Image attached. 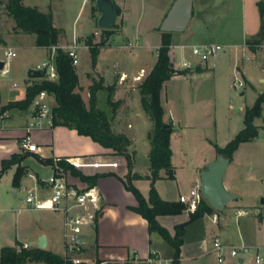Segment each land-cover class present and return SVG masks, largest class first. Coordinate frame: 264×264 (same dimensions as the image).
Listing matches in <instances>:
<instances>
[{"label": "crops", "instance_id": "0c3cea01", "mask_svg": "<svg viewBox=\"0 0 264 264\" xmlns=\"http://www.w3.org/2000/svg\"><path fill=\"white\" fill-rule=\"evenodd\" d=\"M260 1L264 0H193L192 17L186 30L182 32L184 34L181 40L185 42L188 39L197 37V42L191 45L187 43L183 44L182 42L173 44L171 35L170 55L175 60V50L178 49V54L181 57L180 61L186 60L194 63L195 60L190 59L191 55L185 52L184 48L201 45H220L222 48H228L230 55H219L217 53L206 62L196 64L197 67L194 71H190L183 75H174L164 84L162 90V103L165 110V120L173 124L172 133L170 135L173 178H168L165 171H161L160 178L154 183V188L158 196L164 201L179 202V196L189 194L193 186L200 184V172L203 170L206 163L217 156L216 153L214 156H209V158H198L195 156L187 163L191 166L188 177L185 179H179L177 177L175 162L178 160L179 156H173L172 147L174 144V136L177 137L178 135L176 127H178L179 130L182 129L180 125L181 118L178 117V115H174L171 106H169L168 109L166 108L168 97L166 96L167 94L163 92L165 85L178 81L180 77H182V79L184 77L210 79L214 77L215 74L219 73L221 68L227 66L230 74L232 73L231 76L233 79L237 78L238 75L251 89H256L251 79L245 73L244 62H241V55L243 49H245L246 39L255 36L259 29L258 3ZM137 2L138 0H114L115 5L121 11L120 14H122V33L126 32L128 28L132 12L135 11V14L137 13ZM84 4L85 0H82L77 17ZM41 12L47 13L51 12V10L47 9ZM236 14L240 17V26H237V29L240 32L241 43L236 42L237 38L235 34L238 32L237 29L234 30L233 27L227 25L231 17H236ZM51 15L53 25L62 29L64 33L70 37L72 42L76 35L75 20L71 31H68L63 26L56 25L52 12ZM136 15L138 19L135 25L139 21L140 13ZM140 28L141 23L138 28L134 26V44L138 46V49H142V52L140 51L138 54L135 53L134 57L138 59V63L134 70L130 71L126 70L124 67L120 68L119 64L115 61H108L106 57L107 54L110 52L116 54L121 48L112 47L110 44L99 50L92 73H89L87 70H83L81 73L82 75H79L77 70L76 73L78 76L80 94L85 102L88 99V87L91 85L93 77H97V79L102 78L104 86L115 85L113 98L115 101H119V106L115 114L112 115L109 108L106 106L105 91L97 93V107L100 109L101 106L103 108L101 110L105 111L108 115L112 131L118 134H124L130 140L128 150L130 152L135 151L132 172L145 177L150 173L148 158L150 143L148 133L152 129V123L141 108L137 84L144 77L142 73L145 71L149 72L156 60L153 59L151 51H146L144 49L145 47L142 45L144 41L140 34ZM219 35H224V38H222V36L219 38ZM159 43L160 36H158V41L154 44L156 49L159 47ZM150 46H153V44ZM110 63L111 70L108 66ZM114 71L119 72V79L118 77H113ZM82 77L83 81H81ZM126 78L128 79L127 82L125 81ZM29 80L36 79L27 78L25 80L24 89L20 97H13V94L9 92L4 101H0V109L9 102L22 100ZM12 83L17 82L13 81ZM243 95L244 93L241 92L240 96ZM32 103L29 108L25 110H7L5 112V117L0 119V167L2 161L9 159L11 155L25 152L21 150L20 143L26 136L36 145V151L26 152L27 157L20 163L24 168V174L20 180L19 187L15 188L12 186V178L17 167L16 165H11L4 172L0 178V184L5 179H7V182H11V196H16L18 192L22 191L25 193L26 197L27 191L32 190L39 198L43 199L49 196L50 191L40 179L49 177L52 172L51 163H45V161L50 160L51 162L53 157L77 158L87 156L117 161L119 163L117 168H99L91 170L88 174H83L84 176L99 175L93 186L100 196L101 209L95 225L85 229V245L82 259L86 264H95L103 261L120 260L131 255L145 257L152 253L166 258H173L174 249L156 232H149L147 222L140 215L131 210V208L137 206V201L134 196L124 188V185L120 181V178H123L127 173L124 157L113 155L110 149L103 148L99 144L93 142L89 137L78 135L75 130H70L64 126L32 129L27 132L26 127L30 122L33 108ZM244 109L245 107L243 111ZM255 126L258 127L257 136L249 142L239 144L230 159L223 178L226 189L236 195V199L228 202L221 212L206 214L185 225L178 264H202L200 263V259L205 256L214 255L212 253V242L210 243V239L213 240L214 238H218L224 246L245 245L252 251L256 250L260 252V254H264V205H260L259 202L260 198L264 197V135H262L260 131L262 125L255 124ZM206 140L212 145L210 143L212 142L211 140ZM217 146L221 148V146ZM47 172L48 175H45ZM172 182L175 184L170 188L163 186L164 183ZM84 183L85 182L81 181L80 186ZM133 185L144 198L148 197L150 188L149 180L137 179L133 181ZM25 197L24 202L16 209H12L6 204L10 200H8L7 197H5L6 199H4V202L0 201V225L4 226L7 223V221L3 219L6 215L5 213L16 211L18 221L20 217L30 215L31 219L29 220L27 216L25 217L27 227L31 228L30 241H22L19 239L20 233L16 232L13 238L5 236L3 239L4 243H0V248L4 246H14L15 242L21 245L26 244L29 248H38V238L44 235L46 237V245L42 250L62 257L64 247L63 217L61 213L49 210H33L26 204ZM213 215L217 216L215 222L212 220ZM187 220L188 215L185 213L157 217L160 226L165 228L171 237L174 235L175 226L187 222ZM209 236H211L210 239ZM244 256L247 255H241L239 258H232L226 253L225 260L228 264L232 263V260H235L237 264H246L252 256H248V258ZM214 260L216 264H218L216 258H214ZM25 264L44 263L28 262Z\"/></svg>", "mask_w": 264, "mask_h": 264}, {"label": "rangeland", "instance_id": "374dc122", "mask_svg": "<svg viewBox=\"0 0 264 264\" xmlns=\"http://www.w3.org/2000/svg\"><path fill=\"white\" fill-rule=\"evenodd\" d=\"M4 1L5 0H0V59L3 58V50L6 47H12L15 56L9 62L8 73L2 75L0 71V101H4L9 92L13 94V97H20L24 89L25 80L28 78L27 72L33 70L37 65L50 63V57L53 55L51 50L35 46L34 35L15 33L13 31L14 23L4 8ZM172 2L173 0H138L137 13H140L139 21L135 25L138 17L135 11L132 12L128 28L126 32L123 33L122 14H120L116 19V27L113 28L114 35L107 38L105 46L101 49L110 44L112 47H121L123 49L120 48V51L116 54L114 52L108 53L106 56L108 61H115L119 64L120 68L124 67L126 70L130 71L137 67L138 59L134 56L135 53L138 54V52H142V49H138V46L134 44V26L138 28V26L140 27V23V34L144 41L142 45L145 47L144 49L146 51L152 52L153 59L156 60L157 49L154 44L158 41V36H160L158 28ZM81 3L82 0H23V5L25 6L37 7L41 11H46L47 9L51 10L54 15L55 24L63 26L68 31H71L75 20V40L77 44V64L75 68L79 75H82L81 73L83 70L92 73V69H94L90 66V56L88 55V49L85 44L87 38L91 37L94 43H99L104 37H107V35H104L101 29L97 28L95 25V19L98 15L95 11V0H85V4L82 6V10L77 17ZM227 25L233 27L234 30L237 29V26H240L239 15L236 14V17H231ZM183 34L184 33H172V43H181ZM220 36L224 38V35H219V38H221ZM235 36L237 38L236 42L241 43L242 40L239 31ZM196 40L197 37H194L182 43L191 45L196 43ZM70 42V37L64 33L58 46H62L66 49L71 44ZM151 44H153V46H150ZM191 47L184 48V51L189 55H191ZM228 50V48H223L218 54H225L228 56L230 55ZM175 53L176 62L179 63L181 58L178 54L179 50H175ZM171 59H173V57ZM190 59L195 60L192 55ZM241 62H244L245 73L251 79L256 89H251L238 75L237 78L243 85L239 89L232 88L235 79L232 78V73L230 74L227 66L221 68L219 73L215 74V76L210 79H197V77H191V80V78L188 77H184L183 79L180 77L178 81L165 85L163 92L166 93L168 97L166 108L168 109V107L171 106L174 115H178V117L181 118L180 125L182 129L179 130L178 127H176L178 135L177 137L174 136V144L172 147L173 156H179L178 160L175 162L177 168L176 175L179 179L188 177L191 166L187 163L195 156L198 158H209V156H214L216 153L213 146L214 143L221 146V148L224 147L227 142L243 128V108H251L257 98L264 95V43L258 46L245 45V49H243L241 55ZM108 66L111 70V63ZM196 67L197 65H194L192 68L183 69L184 74L194 71ZM118 73V71H114L113 77H118L119 79L120 74ZM147 73L148 72L145 71L142 74L146 76ZM92 80H97V77H93ZM13 81L18 83L17 87H10ZM40 81L41 79L29 80L28 83H39ZM81 81H83V77ZM125 81L127 82L128 79L126 78ZM241 92L244 93L243 96H240ZM258 93H260L259 96H257ZM260 106L261 115L254 119L253 123L262 125L260 131L262 135H264V102L261 103ZM100 109L103 108L100 106ZM206 139L211 140L212 142L210 143L212 145H210ZM68 171L70 172V170ZM78 172L83 174L81 171ZM45 175H48V172ZM6 180L7 179L0 184V201L4 202V199H6L5 197H7L8 200H10L6 204L12 209H16L24 202L25 193L20 191L16 196H11V182H7ZM174 184V182L164 183L163 186L170 188L174 186ZM182 213L187 215L190 213L186 205ZM5 214L3 219H5L7 223L4 226L0 225V243H4L3 239L5 236L13 238L16 232L20 233L19 239L29 242L31 238V228L27 227L25 217L27 216L29 220L31 219L30 215L20 217L18 221L16 211ZM210 237L211 236H209V239ZM211 242L212 240L210 239V243ZM28 249L30 248L28 247ZM248 256L250 255L248 254L244 257L248 258ZM214 258V255L205 256L200 259V263L216 264ZM231 262L230 264H237L235 260ZM223 264L228 263H226L225 260ZM246 264L256 263L251 257Z\"/></svg>", "mask_w": 264, "mask_h": 264}, {"label": "trees", "instance_id": "16d2710c", "mask_svg": "<svg viewBox=\"0 0 264 264\" xmlns=\"http://www.w3.org/2000/svg\"><path fill=\"white\" fill-rule=\"evenodd\" d=\"M4 8L14 23L15 33L34 35V44L37 47L51 50L55 47L53 64L57 74L56 81L41 79L39 83H28L25 88L24 98L19 101L9 102L0 109V115L10 109L25 110L31 105L35 96L45 91L51 95L54 101L52 109L53 126H64L70 130H75L78 135L87 136L93 142L103 148L110 149L115 155L123 156L126 161L127 173L120 181L124 188L130 192L137 201V206L131 208L133 212L140 215L148 225L149 232H156L166 243L174 249L173 261L178 264L180 246L184 227L206 214H211L215 210L202 198L196 210L188 214L187 222L178 224L174 228V235L171 237L165 228L157 221L159 216L181 214L185 205L180 202L162 200L155 188L154 183L160 178V172L165 171L168 178H173V167L171 165L170 135L172 125L165 120V110L162 103V90L164 84L174 75H183V70L174 68L173 59L170 55L172 33L160 32V43L157 48V57L154 65L144 78L137 84L140 96V104L144 113L152 123V129L148 133L150 150L148 153L150 173L142 177L132 172L133 158L135 151L128 150L130 140L124 134L112 131L110 119L105 111L97 107V93L106 92L105 103L113 115L119 106V101H115V85H103L102 78L92 80L88 87V100L85 102L80 94L78 86V76L72 59L62 49L58 48L60 39L64 31L53 25L51 12H41L36 7L25 6L22 0H5ZM117 17L120 9L115 5ZM96 11V8H95ZM259 29L255 36L246 39V46H258L264 43V1L258 3ZM116 27V24H115ZM104 37L99 43H94L92 38L86 40V47L90 56L91 67L94 68L99 50L105 46L107 38L113 35V29H101ZM264 102V95L257 98L251 108H246L243 114V128L222 148L213 145L217 155H224L231 159L239 144L253 140L258 133V128L254 125V119L261 115V103ZM27 157L26 152L13 154L9 159L3 160L0 167V178L11 166L16 165V170L12 178V186L19 187L20 180L24 174V168L20 163ZM45 163H51L45 161ZM66 170L78 177L81 181L93 186L99 175L84 176L71 166L61 164ZM137 179H147L150 182L148 197L144 198L139 190L133 185ZM70 264L58 255L38 248H22V245L15 242L14 246H4L0 248V264Z\"/></svg>", "mask_w": 264, "mask_h": 264}, {"label": "built area", "instance_id": "2783aa9c", "mask_svg": "<svg viewBox=\"0 0 264 264\" xmlns=\"http://www.w3.org/2000/svg\"><path fill=\"white\" fill-rule=\"evenodd\" d=\"M65 51L72 59V64H77V44L73 39L68 48L57 46ZM220 45H201L193 46L191 48V55L195 58V62L181 60L179 63L173 59L174 68L177 70L189 69L200 62H206L211 57L215 56L220 50ZM54 55L55 47L51 48ZM53 55L50 57V63H43L37 65L33 70H42L47 67L48 75L43 78L47 81H56L57 74L53 64ZM15 56L12 48H5L3 50V67L0 70L2 75L8 73L9 62ZM140 78V77H138ZM123 79V78H121ZM242 82L235 78L233 88L239 89L242 87ZM12 87H16L17 83H12ZM53 98L45 91L39 92L32 103V113L26 131L32 129L52 128L53 118ZM5 112L0 115V119L5 117ZM20 148L25 152H35L36 145L26 136L20 143ZM61 164L69 165L83 174L90 173L91 170L99 168H117L119 163L111 161L107 158H93V157H77V158H60L53 157L51 160L52 172L49 177L42 178L40 181L48 187L50 194L46 198H39L35 192L28 190L25 202L33 210H49L56 213H61L63 217V247L64 252L62 258L70 264H86L82 259L84 251V232L87 227L93 226L96 223L98 214L100 212V196L94 186H89L84 183L80 186L81 181L75 177ZM200 193V184L193 186L187 195H181L178 201L186 205L187 210L193 213L200 201L202 200ZM212 220L215 222L217 216L213 215ZM27 248L26 244L22 245ZM232 258H239L241 255L252 256L256 264H264V255L258 251H252L245 245L240 246H224L218 238L212 240V253L214 254L218 264H223L226 253ZM95 264H174L173 258H166L159 256L156 253L149 254L145 257L131 255L129 257L114 260L103 261Z\"/></svg>", "mask_w": 264, "mask_h": 264}, {"label": "water", "instance_id": "95a60500", "mask_svg": "<svg viewBox=\"0 0 264 264\" xmlns=\"http://www.w3.org/2000/svg\"><path fill=\"white\" fill-rule=\"evenodd\" d=\"M193 0H173L160 23V32L182 33L186 30L192 17ZM97 17L95 25L99 29L111 30L115 27L117 13L114 0H95ZM3 62L0 61V70ZM48 75L47 67L42 70H29V79H43ZM258 93L257 96H259ZM172 123L165 125L170 127ZM230 162V158L224 155H217L213 160L206 163L200 172V193L204 200L216 211L224 210L228 202L236 199V195L229 192L223 182V178ZM260 205H264V197H261ZM38 248L43 249L46 245V237L41 235L38 238Z\"/></svg>", "mask_w": 264, "mask_h": 264}]
</instances>
